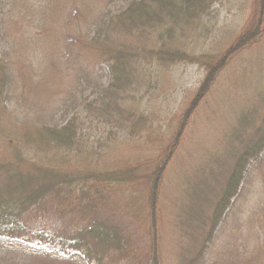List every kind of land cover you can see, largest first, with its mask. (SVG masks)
<instances>
[{
    "label": "trees",
    "instance_id": "obj_1",
    "mask_svg": "<svg viewBox=\"0 0 264 264\" xmlns=\"http://www.w3.org/2000/svg\"><path fill=\"white\" fill-rule=\"evenodd\" d=\"M115 1L0 0V38L5 42L0 51V243L36 241L59 252L75 251L96 264H264L263 225L255 209L247 213L243 232L235 234L225 220L228 212L240 211L237 188L248 165L264 160V88L259 84L255 99L241 100L224 120L223 149L210 168L211 177L203 165L192 176L203 179L204 186L214 179L220 187L215 194L199 190L187 195L186 206L175 213L182 250L166 262L155 243L140 249L133 241L132 223L124 219L139 214L150 228L144 231L154 237L160 222L155 196L168 159L152 155L139 168L118 166L103 160L100 149L117 131L146 129L151 135L142 103L158 83L152 66L189 58L187 47L212 34L217 0H126L114 12ZM258 16L255 30L226 51L198 56L204 76L180 122L188 123L214 90H225L224 68L255 45L251 37L264 13ZM257 59L264 74V56L259 53ZM84 123L93 129L87 133ZM98 125L107 130L93 135ZM224 156L226 168L217 171ZM151 162L158 166L150 167ZM97 164L100 171H92ZM134 178L147 179V195L125 183ZM190 178L184 171V179ZM92 179H101V185ZM242 196L245 214L252 206ZM232 197L238 199L234 204ZM52 217L57 227L42 224ZM223 220L228 235L215 242L223 235L217 238L215 231ZM60 264L77 263L66 257Z\"/></svg>",
    "mask_w": 264,
    "mask_h": 264
},
{
    "label": "rangeland",
    "instance_id": "obj_2",
    "mask_svg": "<svg viewBox=\"0 0 264 264\" xmlns=\"http://www.w3.org/2000/svg\"><path fill=\"white\" fill-rule=\"evenodd\" d=\"M125 4L126 0L115 1L111 5V10L115 12L123 8ZM260 5H262L261 0H217L212 6V16H214L212 34L209 37L197 38L193 45L187 47L189 58L172 64L173 66H159L157 63L152 66L155 71L154 78L158 80V83L153 85L155 86L154 91L145 96L142 103V106L145 105L150 118L151 135L147 137L148 131L146 129H142L136 134L117 131L115 139L110 141L108 146L104 145L103 149H100L103 160L118 166L130 167L133 165V167L139 168L141 162L149 159L152 155H157L159 160L168 159L162 178L159 179L158 196H155V207L157 206L158 212L156 215L158 219L160 218L161 223L157 224V229L153 232L154 237H151L149 232L144 231V227L148 231L150 228L146 222L139 220L142 214H139L138 218L132 217L133 220L131 218V220L124 219V221L132 223L131 230L135 232L132 237L133 241L139 244L138 247L143 249L151 242L155 243L156 252L166 262L174 259V254L181 251L182 246H184L182 245L184 238L180 234L181 231L175 230L174 224L179 223L178 217L175 218V213L182 206H186L183 202L187 199V195L194 193L196 196L195 192H199V190L202 193L211 192L215 194L220 187L214 179H207L206 186H204L205 183L201 182L203 179H192L194 172L197 171V166L203 165L206 168L208 178L211 177L210 168L217 163L219 151L223 149L220 137L224 120L233 112L237 103L241 100L255 99L257 88H264L263 65L257 59L259 53L264 56V34L258 35L264 28V18L263 22L258 25V32H254V36L251 37L255 44L253 48L228 60L224 68L225 77L223 75V80L221 79V87H225V90L222 94H217L214 90L206 96L199 110L197 109V112L192 114L184 126L185 123L180 122L182 110L197 89L205 72L203 62H201L202 58L198 56L203 55L208 50L212 54H217V52L220 54L235 44L236 40L243 34H251V31L255 30L256 23H258V15L264 13V7L261 9ZM4 43L0 38V51L3 50ZM100 72L103 82L107 83L109 73L106 66H103ZM236 72L238 75L234 78L233 75ZM258 84L259 86L256 87ZM67 118L68 115L60 123H64ZM83 129L88 133L93 129V126H87L84 123ZM102 130L106 131L107 128L98 125L91 132L94 133L93 135H99L104 132ZM179 130L180 133H178ZM262 157L264 158V155ZM226 161L224 156V163L219 161L217 171L226 168ZM257 163L258 161L248 165L247 172L238 185V193H241L240 211L233 209L234 211L231 212L229 210L230 212L227 213L225 219L236 232L235 234L239 230L241 232L245 230L246 220L249 218L247 213L255 209L257 219H262L264 236V192H262L264 190V160L259 164ZM149 165L150 167L158 166L154 162L149 163ZM98 167V164L95 165V169ZM92 171L99 172L100 170ZM184 171L188 172L190 179H184ZM100 178L104 179V177ZM101 179L92 180L97 185H101ZM106 179L109 178L106 177ZM146 180L134 178L128 179L125 183L127 185L129 183L137 190V193L147 195L149 186L148 183H145ZM243 193L248 200L247 204L252 206L246 210L245 214H242L244 210L243 201L246 203L242 196ZM231 202L236 203L235 197L231 198ZM185 209L187 208L185 207ZM127 215L131 217L129 213ZM162 217H164L163 220ZM44 220L42 224L47 227L55 228L58 225L53 217ZM225 220L221 224L219 222L215 228V231H218L217 238L221 233L223 234L220 238L214 239L215 242L228 235L223 228ZM196 224L191 223V225ZM0 244V264H60V260L66 257L73 258L77 264H96L87 261L75 251L70 253L59 252L36 241L17 240ZM51 258L58 262L50 263V261L52 262Z\"/></svg>",
    "mask_w": 264,
    "mask_h": 264
}]
</instances>
